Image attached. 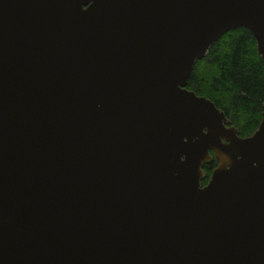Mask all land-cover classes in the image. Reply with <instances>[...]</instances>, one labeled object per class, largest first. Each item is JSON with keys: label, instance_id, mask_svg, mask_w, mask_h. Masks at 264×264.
<instances>
[{"label": "water", "instance_id": "1", "mask_svg": "<svg viewBox=\"0 0 264 264\" xmlns=\"http://www.w3.org/2000/svg\"><path fill=\"white\" fill-rule=\"evenodd\" d=\"M237 27L264 60V0H0V264H264V102L187 87Z\"/></svg>", "mask_w": 264, "mask_h": 264}, {"label": "trees", "instance_id": "2", "mask_svg": "<svg viewBox=\"0 0 264 264\" xmlns=\"http://www.w3.org/2000/svg\"><path fill=\"white\" fill-rule=\"evenodd\" d=\"M187 87L223 110L240 136L251 134L262 117L264 60L249 30L237 27L216 40L195 62Z\"/></svg>", "mask_w": 264, "mask_h": 264}, {"label": "flooded vegetation", "instance_id": "3", "mask_svg": "<svg viewBox=\"0 0 264 264\" xmlns=\"http://www.w3.org/2000/svg\"><path fill=\"white\" fill-rule=\"evenodd\" d=\"M211 154L213 155L212 151H211ZM204 165H207V163H203V167H204ZM208 165L212 166V168H213L216 165V160L213 158V160L210 163H208ZM211 170L209 171V173L207 172L206 177L202 180L203 182L201 181V183H202L201 185L206 184V182L208 181V177H209V175L211 173Z\"/></svg>", "mask_w": 264, "mask_h": 264}]
</instances>
